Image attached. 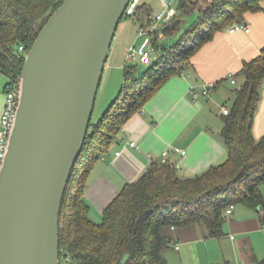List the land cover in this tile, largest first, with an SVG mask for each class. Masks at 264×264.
<instances>
[{"label":"trees","instance_id":"obj_1","mask_svg":"<svg viewBox=\"0 0 264 264\" xmlns=\"http://www.w3.org/2000/svg\"><path fill=\"white\" fill-rule=\"evenodd\" d=\"M63 1L0 0V71L8 77L5 90L22 75L25 51L20 45L26 50L31 47ZM187 1L179 0L176 15L151 32L152 46L162 48L160 56L149 64H126L119 96L90 124L92 130L77 160H81V170L76 176L75 165L63 198L61 264H166L162 250L173 241V227L198 223L207 237L220 236L228 207L264 205V134L256 137L253 133L264 82L263 47L244 62L238 73L244 75V81L236 88L229 113L222 115L221 134L228 150L224 162L184 177L171 163L154 161L139 179L121 189L100 221L89 215L84 192L98 157L94 150L107 149L128 118L171 77L190 68L194 54L218 31L247 22L248 12L264 10V0ZM195 9L199 10L197 18L183 26V13ZM155 13L150 4L140 1L135 15L125 13L122 20L132 16L140 27L147 28ZM255 264H264V258L256 259Z\"/></svg>","mask_w":264,"mask_h":264},{"label":"crops","instance_id":"obj_2","mask_svg":"<svg viewBox=\"0 0 264 264\" xmlns=\"http://www.w3.org/2000/svg\"><path fill=\"white\" fill-rule=\"evenodd\" d=\"M160 3L155 12L164 8L162 0ZM246 21L249 31H218L194 54L190 68L171 77L121 126L89 173L84 196L92 219L100 221L105 207L128 182L139 179L154 161H163L164 150L169 151L168 162L184 177L227 159L222 115L223 106L231 107L224 99L233 94L225 81L230 74L235 76V83L230 80L235 84V98L236 88L244 81V75L238 74L244 62L256 57L264 47V10L248 12ZM134 43L124 47L126 52L115 51L112 43L107 73L101 82L105 106L120 94L125 83L127 51ZM261 92L253 123L256 137L264 134V82ZM4 102L0 92V115ZM131 140L136 141L135 146L129 144ZM175 146L187 152L175 151ZM223 230L220 236L207 237L198 223L173 227V241L162 250L166 264H255L256 259L264 258V205H234L226 214Z\"/></svg>","mask_w":264,"mask_h":264},{"label":"water","instance_id":"obj_3","mask_svg":"<svg viewBox=\"0 0 264 264\" xmlns=\"http://www.w3.org/2000/svg\"><path fill=\"white\" fill-rule=\"evenodd\" d=\"M131 0H64L25 54L0 166V264H61L63 198Z\"/></svg>","mask_w":264,"mask_h":264},{"label":"built area","instance_id":"obj_4","mask_svg":"<svg viewBox=\"0 0 264 264\" xmlns=\"http://www.w3.org/2000/svg\"><path fill=\"white\" fill-rule=\"evenodd\" d=\"M141 0H131L129 2V5L126 9V13L129 15H135V11L137 8V5L140 3ZM164 4V8L161 11H158L154 15V19L149 27H140L139 33L140 34H148L151 38V32L158 29L162 23L172 19L177 13L176 8L172 5V2L170 0H162ZM244 30L249 31L250 26L247 22H237L233 24L230 27V31H236V30ZM20 49L25 51V54L28 50L24 48L23 45H20ZM153 46L150 42L148 44H141L137 45V43H134L130 46V48L127 51L126 55V64H130L133 61H139L143 64H149L153 61L155 58L154 52H153ZM230 80L235 83L236 78L233 74L229 75ZM21 82L22 77L19 76L18 80L14 83H11L7 86L6 90V103L5 108L2 112L1 118H0V166L2 164V160L4 159L8 145H9V139L10 134L12 132V129L14 127L17 113H18V107L20 103V97H21ZM206 92V90H204ZM198 93H195L194 96L196 97ZM230 108L223 106V112L229 113ZM131 146L136 145V141L131 140L129 143ZM175 151L181 152L182 154H185L187 152L186 149H183L179 146H175L173 148ZM168 150L163 151V161L168 162L167 160V154ZM119 153V151L117 152ZM234 205H231L225 210V214H228L232 211ZM179 247V245H177ZM70 259V257H68Z\"/></svg>","mask_w":264,"mask_h":264},{"label":"rangeland","instance_id":"obj_5","mask_svg":"<svg viewBox=\"0 0 264 264\" xmlns=\"http://www.w3.org/2000/svg\"><path fill=\"white\" fill-rule=\"evenodd\" d=\"M147 1L148 3L151 4V6L154 9H158L160 8V0H141V2ZM172 2V5L176 8L179 4V0H170ZM197 0H188L187 3L189 4H193L195 3ZM199 14V10L195 9L193 11H191L190 13H183L182 18H183V26H186L187 24H189L191 21L195 20L197 18ZM181 18V17H179ZM139 23L134 19V17L129 16L125 19H123L121 21L120 27H119V31H117V34L115 35V39H114V49L115 51L117 50H122L124 49V51L126 52V47L128 44H130L132 41L136 42L137 45H141V44H148L150 36L148 34H139ZM160 36L163 38V33H160ZM161 38V39H162ZM125 47V48H124ZM153 52L155 56H160L162 48L161 47H153ZM124 52V53H125ZM109 59V58H108ZM124 60V59H123ZM108 62V60H107ZM136 62H131L130 64H134ZM141 65V64H140ZM139 65V67H140ZM141 68V67H140ZM142 68H144L142 66ZM107 67L105 66L104 72H103V76H102V80L105 76V73H107L106 70ZM8 80V77L0 71V92L3 94L5 101H6V90H5V85L6 82ZM102 82V81H101ZM125 82V80L123 79L122 83ZM225 85L229 88L230 94H233L234 96V87L235 84H233L230 81V78L227 77V81H225ZM104 92H103V87L101 88V84L99 87V91L97 94V98H96V102H95V107H94V111H93V115H92V119H91V123H95L97 122L103 115L104 112L107 110V107L111 104H107L105 102V104H107L106 106L104 105V98H103ZM226 97L224 100V103L228 106H231L234 97ZM116 97V96H115ZM113 100V99H112ZM5 103L4 102V107L3 110L5 108ZM2 114V113H1ZM1 116V115H0ZM92 130V126L91 129ZM102 151H100L99 149H95L93 152V155H97L98 157L96 158V160H98L99 158V154H101ZM84 161V159L82 160V162ZM82 164H81V160L77 161L76 163V171H75V175L77 176L79 174V171L81 170ZM264 189V187H263Z\"/></svg>","mask_w":264,"mask_h":264}]
</instances>
